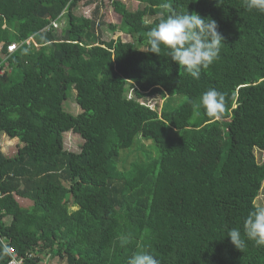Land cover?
I'll list each match as a JSON object with an SVG mask.
<instances>
[{
  "label": "trees",
  "instance_id": "16d2710c",
  "mask_svg": "<svg viewBox=\"0 0 264 264\" xmlns=\"http://www.w3.org/2000/svg\"><path fill=\"white\" fill-rule=\"evenodd\" d=\"M95 1L0 0V264L10 246L24 264H127L145 248L161 264H264L243 234L264 189V13L244 0H111L121 22L110 29L132 40H106L104 21L76 11ZM165 3L217 22L219 58L198 80L165 49L145 51ZM209 89L225 98L213 117L200 104ZM72 99L81 112L67 110ZM4 135L17 140L12 155ZM139 136L152 150L121 170Z\"/></svg>",
  "mask_w": 264,
  "mask_h": 264
},
{
  "label": "clouds",
  "instance_id": "9594fccd",
  "mask_svg": "<svg viewBox=\"0 0 264 264\" xmlns=\"http://www.w3.org/2000/svg\"><path fill=\"white\" fill-rule=\"evenodd\" d=\"M163 7L169 14L148 32V48L145 51L159 55L162 48L165 49L164 56L178 63L193 79L198 80L201 72L219 58L224 39L217 30V22L212 18L202 17L196 12L177 13L171 10V6L167 3ZM244 7L264 13V0H244ZM0 55L5 56V53L0 52ZM224 103V94L216 89H209L200 97V104L210 117L222 113ZM243 234L248 240L253 241L255 246L264 247V206L254 207L249 212L243 222ZM227 237H230L231 242L238 249H243L244 241L239 229L230 228ZM129 239L128 236H122L121 246L126 245ZM127 264H161V262L145 248L130 255Z\"/></svg>",
  "mask_w": 264,
  "mask_h": 264
},
{
  "label": "rangeland",
  "instance_id": "374dc122",
  "mask_svg": "<svg viewBox=\"0 0 264 264\" xmlns=\"http://www.w3.org/2000/svg\"><path fill=\"white\" fill-rule=\"evenodd\" d=\"M123 1L127 3L130 9H132L134 5L137 4V2L134 0H123ZM96 8H97V12L95 11ZM76 11L77 13H82L86 16H96L98 20L100 19L106 23L105 25L101 26L99 30V32H101L102 38L109 40L111 38L121 37L125 41L132 40L129 34L122 32L120 29H118L116 32L110 29L109 24H120L121 22V16L114 11L111 0H97L89 5L81 3ZM1 46L2 45H0V52H2ZM143 48H145V46H143ZM129 95L131 96V91L129 92ZM73 97L74 98L76 97L74 92H73ZM148 100L153 105H159L160 108L163 107L165 102V99L161 98L160 96H156L155 98H148ZM176 100L177 102H179L180 98H177ZM67 110L78 113L81 112L82 109L76 103V101L72 99L67 106ZM136 140L138 141L131 148L122 151V154L118 160L119 161L118 166L121 170L128 169L130 167L131 162L135 160H144L145 157L143 151L146 152L148 150H152L151 144L154 143L152 140H148L140 136ZM16 142L17 140L9 139L8 136L4 135L1 141V148L3 152L8 155H12L16 149ZM81 142L82 140L78 135H74L73 133H71L67 135L65 144L69 150L77 152L80 150ZM256 155L259 162L264 160V154L263 156H261V152L259 150L256 151ZM18 200L22 204H28L25 203L27 201H24L22 198H18ZM256 203L258 205L264 206V189L261 191V194L258 196ZM5 220L7 223H10V219L6 218ZM49 258H51L54 264H66L65 260L58 261V259L60 258L51 257L50 255L45 256V259L48 260ZM43 264H45V262Z\"/></svg>",
  "mask_w": 264,
  "mask_h": 264
},
{
  "label": "built area",
  "instance_id": "2783aa9c",
  "mask_svg": "<svg viewBox=\"0 0 264 264\" xmlns=\"http://www.w3.org/2000/svg\"><path fill=\"white\" fill-rule=\"evenodd\" d=\"M19 45L17 43H11L7 46L8 53L15 52L18 49ZM6 56L0 55V75L4 73L5 69L3 68V61ZM8 253L10 256V260L8 264H24L23 257L19 256L16 252L15 248L10 246L8 247ZM29 256H32L31 254H28Z\"/></svg>",
  "mask_w": 264,
  "mask_h": 264
}]
</instances>
